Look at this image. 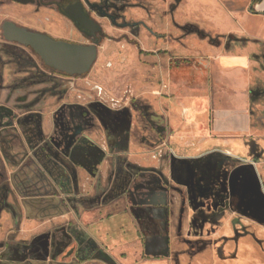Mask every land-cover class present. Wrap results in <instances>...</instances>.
I'll use <instances>...</instances> for the list:
<instances>
[{
    "label": "rangeland",
    "instance_id": "1",
    "mask_svg": "<svg viewBox=\"0 0 264 264\" xmlns=\"http://www.w3.org/2000/svg\"><path fill=\"white\" fill-rule=\"evenodd\" d=\"M82 1L101 24L104 38L93 67L75 82L77 94L92 105L121 112L127 123L124 135L131 129L136 135L138 126L147 133L141 148L125 142L123 148L105 153L93 175L78 179L75 191L60 189L61 197H76L70 206L77 211L87 208L108 189L107 177L118 158L144 171H162L166 182L156 174H141L122 197L133 219L122 225L126 234L140 231L143 254L162 257L167 264H264V152L245 155L232 146L264 145V47L256 46L258 68L243 79H232L235 73L219 72L212 65L207 70L201 63L184 75L194 77L196 88L180 89L182 80L168 74L170 58L211 62L214 48L234 54L241 44L203 30L184 0ZM6 20L68 36V24L39 7L0 4V35ZM158 51L168 53L150 55ZM243 80L246 88L239 90ZM117 100L120 107L112 106ZM169 121L175 127L172 133ZM211 140L212 146L194 151V143ZM18 180L14 177L22 194L37 192L32 180L17 185ZM9 202L15 215L0 214V260L20 250L23 259L120 264L102 249H90L94 240L68 218L32 221L21 214L19 202L11 197ZM148 220L155 222L154 228ZM37 231L42 233L36 236ZM128 249L126 260L118 257L119 249L113 255L124 264L137 261L141 245Z\"/></svg>",
    "mask_w": 264,
    "mask_h": 264
},
{
    "label": "flooded vegetation",
    "instance_id": "2",
    "mask_svg": "<svg viewBox=\"0 0 264 264\" xmlns=\"http://www.w3.org/2000/svg\"><path fill=\"white\" fill-rule=\"evenodd\" d=\"M0 4L39 7L55 13L69 27L67 37H55L49 31L28 24L11 20L2 24L0 214L10 211L15 215L9 198L19 202V190L14 184V177L18 176L21 185L27 180H32L36 186L37 192L33 195L23 194L28 196L21 202L27 213L39 215L59 206L67 209L71 202H74V197H68L66 200L60 197L57 205H53L45 203L44 198L37 196L39 191L36 183L41 174L50 176L59 185V190L70 193L76 189V166L85 169L88 176H92L105 153L123 148L125 142L128 146L141 148L147 132L143 131L142 126H138L136 135L133 133L135 129L124 135L122 130L127 127V123L121 112L98 106L96 103L92 105L91 100L80 93L77 94L79 91L75 82L88 72L80 76L60 72L46 65L30 46L17 41L15 31L21 30L82 47L95 44L98 48L104 38V31L92 10L82 0H0ZM100 95L101 90L98 93V96ZM113 103L112 106L115 107L121 105L119 100ZM48 116L52 119L49 133L45 131L43 122L44 117ZM116 161L117 166L111 169L107 177L108 189L102 191L87 208L112 205L118 210L117 202L124 201L123 194L135 179L144 173L156 174L161 181L166 182L162 171H144L135 164L120 161L119 158ZM11 167L18 169L14 175L9 172ZM179 174H182L183 178L187 177L184 171L180 170ZM58 194L61 196L60 192ZM55 196L58 195L53 197ZM2 247L0 245V248ZM88 247L94 249L92 245ZM19 257L22 258L23 255ZM140 257L143 258L142 253Z\"/></svg>",
    "mask_w": 264,
    "mask_h": 264
},
{
    "label": "crops",
    "instance_id": "3",
    "mask_svg": "<svg viewBox=\"0 0 264 264\" xmlns=\"http://www.w3.org/2000/svg\"><path fill=\"white\" fill-rule=\"evenodd\" d=\"M188 4V11L194 13L197 25H199L203 30L208 33H213L215 36L220 38L229 39L231 42L241 44L234 54H224L219 48H214L210 51L212 59L208 62L205 59V63L202 66H207V70L212 65L219 72L231 74L235 73L232 79H240L244 74L250 73L256 67L258 68L257 59L259 57V52L256 46L264 47V0H184ZM167 51H158L155 54H150L154 56L156 54H167ZM168 61V74L169 62ZM187 59V58H181ZM197 67V65H196ZM193 68V67H192ZM190 68L189 70H192ZM204 68V67H203ZM205 69V68H204ZM182 85L179 88L191 90L196 88V83L193 78L183 77ZM191 80V81H190ZM232 81V80H231ZM178 85L179 82H173ZM246 82L242 83V87L239 90L246 88ZM235 89L237 85L234 82L231 83ZM124 119V115H122ZM44 128L47 133L50 132L52 128L51 116L44 117ZM169 132L172 133L175 130L173 122L169 121ZM171 126V127H170ZM174 127V129H171ZM220 127V124H219ZM220 129V128H219ZM190 144L189 141L186 143ZM214 141H202L194 143V151L204 150L209 146H212ZM232 146L243 154L251 153L252 155L257 151L264 152V145H257L254 142H238L232 143ZM252 155L249 156L252 158ZM16 167L10 168V173L14 175L17 172ZM75 173L77 175V180L81 179L84 175H88L87 171L79 166H76ZM163 174H167L164 173ZM77 182V181H76ZM78 183V182H77ZM22 182H17V185H21ZM26 181L23 182V185ZM37 189L39 191L38 197L44 198L45 203H51L57 205L59 196V185L47 174H41L40 179L36 183ZM18 189V188H17ZM54 195H58L53 197ZM28 196H24L21 191H18L17 198L21 204L22 200ZM76 198V197H75ZM77 199H74V203ZM80 204V202H79ZM117 204H122L118 210H115L112 205L96 206L93 208H84L77 211V207L70 206L67 209L56 207L54 210L45 212L44 216L37 214L27 213L26 210L21 206V214L26 219L32 221H53L58 219H67L75 223V229L84 233L86 237L93 239V243H90L93 247L96 246L98 249H102L106 256H109L114 262L124 264L120 260H126L131 251L128 249L129 245H135L139 243L141 245V253L143 258L140 257L137 261L130 264H167L166 260L162 257H151L143 254L144 243L142 237L140 236V231L138 229H132V233L126 234L127 228L124 229L123 223L128 221L131 224L133 219L131 214L127 211L125 206V201L120 200ZM77 205V204H76ZM49 212V213H48ZM134 218V216L132 215ZM40 219V220H39ZM149 227H155V222L148 220ZM133 227V226H132ZM126 230V232H125ZM42 231L35 232L38 236ZM94 247V248H96ZM119 249V259H117L113 252ZM20 250L17 253H9L10 257L0 260V264H89L88 262H79L78 260H69L68 262L62 261H46V260H32V259H22L20 256ZM103 253V257L104 254ZM81 261V260H80ZM90 264H100L98 261ZM129 264V263H128Z\"/></svg>",
    "mask_w": 264,
    "mask_h": 264
},
{
    "label": "water",
    "instance_id": "4",
    "mask_svg": "<svg viewBox=\"0 0 264 264\" xmlns=\"http://www.w3.org/2000/svg\"><path fill=\"white\" fill-rule=\"evenodd\" d=\"M17 41L30 46L46 65L69 75H83L89 72L97 58L96 45L82 47L61 41H54L40 34L15 31ZM195 63H205L197 60Z\"/></svg>",
    "mask_w": 264,
    "mask_h": 264
},
{
    "label": "trees",
    "instance_id": "5",
    "mask_svg": "<svg viewBox=\"0 0 264 264\" xmlns=\"http://www.w3.org/2000/svg\"><path fill=\"white\" fill-rule=\"evenodd\" d=\"M194 60L191 59H171L169 62V71L170 75L176 76V79L179 77L183 78L184 75H187V71H189L190 68L195 69V65L198 63L193 62ZM199 65V64H198ZM192 70L189 72L192 73ZM193 78V77H192Z\"/></svg>",
    "mask_w": 264,
    "mask_h": 264
}]
</instances>
